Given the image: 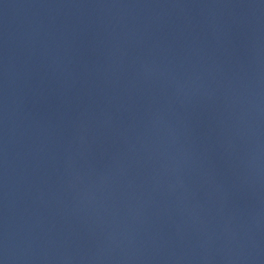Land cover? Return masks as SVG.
<instances>
[{
    "label": "water",
    "instance_id": "95a60500",
    "mask_svg": "<svg viewBox=\"0 0 264 264\" xmlns=\"http://www.w3.org/2000/svg\"><path fill=\"white\" fill-rule=\"evenodd\" d=\"M2 264H264V0H0Z\"/></svg>",
    "mask_w": 264,
    "mask_h": 264
},
{
    "label": "snow or ice",
    "instance_id": "6c2138e0",
    "mask_svg": "<svg viewBox=\"0 0 264 264\" xmlns=\"http://www.w3.org/2000/svg\"><path fill=\"white\" fill-rule=\"evenodd\" d=\"M0 264H2V261H0Z\"/></svg>",
    "mask_w": 264,
    "mask_h": 264
}]
</instances>
